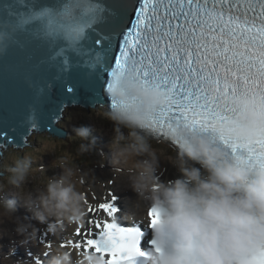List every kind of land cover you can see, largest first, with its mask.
<instances>
[{
	"label": "snow or ice",
	"instance_id": "6c2138e0",
	"mask_svg": "<svg viewBox=\"0 0 264 264\" xmlns=\"http://www.w3.org/2000/svg\"><path fill=\"white\" fill-rule=\"evenodd\" d=\"M0 29L5 47L11 45L0 58L3 146H21L36 128L25 126L27 114L60 134L54 121L64 106L99 102L112 72L125 67L167 93L168 104L151 117L153 131L176 121L211 133L217 122L235 115L231 102L242 96L255 98L264 111V0H0ZM93 46L105 54L94 79L81 75L90 65L80 59ZM108 103L117 105L110 97ZM219 139L253 167L264 164V136L247 149ZM96 209L108 217L117 211L102 202L89 207V215ZM147 216L154 227L158 212L150 209ZM75 234L82 240L76 248L94 250L106 264H136L146 256L136 225L88 219Z\"/></svg>",
	"mask_w": 264,
	"mask_h": 264
},
{
	"label": "clouds",
	"instance_id": "9594fccd",
	"mask_svg": "<svg viewBox=\"0 0 264 264\" xmlns=\"http://www.w3.org/2000/svg\"><path fill=\"white\" fill-rule=\"evenodd\" d=\"M5 43V37L0 35V50ZM96 63L101 67L103 60ZM105 92L117 102L115 107L101 112L114 126L109 143L110 162L122 170L129 187L137 194L135 208L143 215L155 209L159 215L158 223L152 227V247L146 251L142 264H264V164L253 167L232 155L219 139L226 138L247 149L264 136V111L258 110L255 98L242 96L232 101L235 115L217 122L211 133L192 130L183 122L167 125L163 135L175 149L167 162L179 176L161 182L157 176L161 157L152 147L146 130L153 113L168 104L167 93L142 83L130 67L114 70ZM92 109L99 110V104L63 110L55 122L56 128L64 132L70 126L74 133L65 130L64 140L53 134L48 136L45 130L35 133H46V138L58 143L56 149L62 150L73 142L67 140V135H74L82 142L80 145L74 142L73 148L65 152L74 149L81 155L91 152L95 148L91 130L82 122H75L71 115L81 117L85 115L83 112L92 115ZM68 117L73 121L66 125ZM28 138L24 145H29ZM21 148L13 149L10 145L2 149L0 159L6 150ZM65 152L56 151L62 156ZM54 166L59 168L57 174L47 177L50 171L46 170L42 178L44 181L47 177L46 182L25 191L20 190L32 172L30 157H17L1 171L3 176L6 173L7 185L17 191L10 196L0 194V216L13 218L19 204L31 213V219L45 225L53 235H63L72 226L82 225L87 214V201L79 182L83 173L74 162L63 158L54 162ZM21 216L14 219L16 225L12 228L25 242H33L38 230ZM116 219L119 218H114V223ZM46 264H106V261L95 252H84L74 258L68 250L56 248L49 253Z\"/></svg>",
	"mask_w": 264,
	"mask_h": 264
},
{
	"label": "rangeland",
	"instance_id": "374dc122",
	"mask_svg": "<svg viewBox=\"0 0 264 264\" xmlns=\"http://www.w3.org/2000/svg\"><path fill=\"white\" fill-rule=\"evenodd\" d=\"M99 110L103 112L102 109H99ZM92 111L94 112L93 109ZM65 120L73 121V118L68 117ZM64 124L68 125V122L64 121ZM45 135L46 133L42 135H39V134L32 135L31 138L28 139L29 147L27 146L21 151L8 149L5 151L4 157L0 159V174H1V171L4 172V169L7 166H9L14 159H16L17 157H21V156L30 157L31 160L33 161V165L37 166L36 169H32L28 182L24 185L23 189H21L20 191L32 190L35 187H38L42 185L43 183H45L42 181L45 171L48 170V167L52 166L54 162H58L61 158L74 162L81 169L82 173L87 172L91 174L92 179H97L99 173L106 171V170H108V173H114V177L122 173V170L121 172H119V169L115 168L110 162V152H107V154L104 156V162L102 164L96 162V164L90 165L91 164L90 158L93 155V153L88 152L86 153L85 156H82L81 158L79 157L74 158L75 154L78 153L77 149H74L73 152H65L66 150L68 149L71 150L73 148L74 141L71 143V146H68L67 149H64V150L56 149L58 146V143L56 144V142L48 139V137L46 138ZM113 135L114 134L110 132L109 141H111ZM39 137H43L45 139L41 138L38 141ZM67 139H70V135L67 137ZM152 147L157 151V153L162 158L167 159L171 157L172 155H174L168 152L166 149H164V152H163L160 150L159 147H154V146ZM56 151L65 152L64 153L65 156H62L56 153ZM69 155H71L72 158H69ZM97 160L98 161L100 160L98 154H97ZM39 165H40V169H42V175L40 174V169H38ZM0 188H3V192L0 194L4 196H10L11 194L17 191L16 189L11 188L10 186L7 185L6 173L4 176L0 177ZM19 214L23 216H26V215L31 216V213H29L23 206H20L19 204L17 205V209L13 215V218H7V217L0 216V231L4 230V234L6 233L5 238L12 236V232L16 231L13 228H9L8 225H12L11 223L14 221L16 217H19L18 216ZM0 238L3 239L2 237ZM6 263H8L7 260H4L0 255V264H6Z\"/></svg>",
	"mask_w": 264,
	"mask_h": 264
},
{
	"label": "bare ground",
	"instance_id": "6f19581e",
	"mask_svg": "<svg viewBox=\"0 0 264 264\" xmlns=\"http://www.w3.org/2000/svg\"><path fill=\"white\" fill-rule=\"evenodd\" d=\"M70 128H71L70 126L65 127V130L71 134H74L72 131L73 129L72 128L70 129ZM35 134L36 133H32V135H35ZM31 136L28 139H30ZM97 147L101 148V150L104 153L106 152L107 147L105 145V141L103 138L99 139V143L97 144ZM24 148L25 147H22L18 151H21ZM36 168H37V166L33 165L32 169H36ZM48 170L50 171L49 175L51 177V176L58 173L57 171H59V168H56L53 164L52 166L48 167ZM157 176L161 182H170V181L178 178L179 173L175 167H173L171 164H169L167 162L166 158L161 157L160 166L157 170ZM115 177H114V173H108L107 174V171H104V172L100 173V175L97 179H92L91 174L84 172L82 174V176L80 177L79 182L82 186L83 192H85V191L88 192L87 190H89V192H91L94 197L98 194L99 189H100V192L106 190L105 195L106 196L109 195L108 191L110 189L112 191H114V187H115L114 185L115 184L116 185L120 184L121 186H123V189H124V186L127 185L128 191L129 192L132 191L131 188L129 187V184H128V181H127V178L125 177V175L120 173V174H118V176L116 175ZM101 187H103V189ZM132 194L138 199L137 194L135 192L132 191ZM18 216L20 218H22L20 214ZM11 224L16 225V223L14 221ZM43 231H45V230H43ZM41 234H42V232L38 233V235H41ZM5 235H6V233L4 234V230L0 231V237H2V238L4 237V239L0 238V255L2 258H4L5 260H8L12 264H18L19 262H21L23 257H25V256L27 258L29 257L28 253L32 254V250H30V248H27L24 245L25 244V238L24 237H22L18 234H15V235H12V236L5 238ZM26 243L33 245L35 247V249H37L38 246H40L37 243H35L34 241L33 242H26ZM38 249L43 251V249H41V248H38ZM47 251H49V249H47ZM33 256H35L34 252H33ZM35 259H36V256H35Z\"/></svg>",
	"mask_w": 264,
	"mask_h": 264
},
{
	"label": "water",
	"instance_id": "95a60500",
	"mask_svg": "<svg viewBox=\"0 0 264 264\" xmlns=\"http://www.w3.org/2000/svg\"><path fill=\"white\" fill-rule=\"evenodd\" d=\"M98 2H103V0H98ZM133 18H134V14H133ZM2 32H3V29H0V35H2ZM70 44H71V42L67 41L65 43V47H68V45H70ZM8 47H11V45L9 44ZM8 47H4L2 50H0V58L4 57L6 55V53L8 51ZM72 47L75 48V45H72ZM76 51L79 52V49H76ZM104 57H105V54H104L101 46H93L92 50H90L88 48H85L84 49V54L80 56V59H81L83 65H90V67L85 66L83 68V71L81 72V75H85L87 73H92V76H93V79H94L95 78V74L97 72L101 71V67H98L96 62H97V60H103V62H104ZM81 95L82 96H86L87 94L82 91ZM102 95H103V99H101L99 102H96L95 100L82 99L81 102L79 104H77V105H72V106L65 105L64 109L65 108H72V110H73V108L75 106H78V105H79V107H83L85 109L87 107L93 108V106L95 104H99L100 102L102 103V101L106 100L107 93L105 91H103ZM56 121H58V119L54 121V126L55 127H56V125H55ZM33 123L36 124V128L32 129L31 131H29L26 134V139L29 137V135L31 133H35L36 131L45 130V131L48 132V136H49V134H52L51 133V126H48V127L43 129V127L41 125V122L39 120V117L36 116L35 114H27V115L24 116V124H25V126L30 128ZM59 133L60 134H58V135H54L53 134V136L57 137V139L58 138H62L64 136V132L59 130ZM26 139H24L21 142V146H17L14 141H8L7 142V146H3L5 144V142L4 141H0V152L2 151V149L5 150L6 148H8L10 145L13 146V149L14 148H19V147L21 148V147H24V146H28V144L24 145V141ZM62 140H64V138H62ZM0 156H1V154H0ZM2 176H3V174H0V177H2Z\"/></svg>",
	"mask_w": 264,
	"mask_h": 264
},
{
	"label": "trees",
	"instance_id": "16d2710c",
	"mask_svg": "<svg viewBox=\"0 0 264 264\" xmlns=\"http://www.w3.org/2000/svg\"><path fill=\"white\" fill-rule=\"evenodd\" d=\"M83 113L85 115H83L81 117H79V115H75V116L74 115H71V116H73L74 119H76V120L82 121L83 125L84 124H87V125H84V126H87L89 129L92 126V128L95 130L96 125H101V124H104V123L107 122L105 119L100 118V116H98V114H96V113H94V118H92L93 114L92 115L91 114L90 115H87L86 112H83ZM91 134H92V132H91Z\"/></svg>",
	"mask_w": 264,
	"mask_h": 264
}]
</instances>
